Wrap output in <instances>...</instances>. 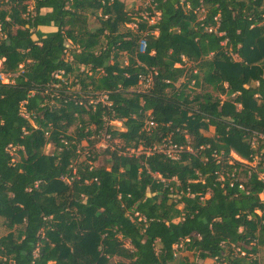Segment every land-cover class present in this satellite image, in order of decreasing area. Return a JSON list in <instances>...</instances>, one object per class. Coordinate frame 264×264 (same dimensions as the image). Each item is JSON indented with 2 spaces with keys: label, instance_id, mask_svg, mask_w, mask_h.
<instances>
[{
  "label": "trees",
  "instance_id": "trees-1",
  "mask_svg": "<svg viewBox=\"0 0 264 264\" xmlns=\"http://www.w3.org/2000/svg\"><path fill=\"white\" fill-rule=\"evenodd\" d=\"M154 2L148 26L122 0H0V264H258L264 0ZM74 74L91 96L65 92ZM164 140L178 160L146 154Z\"/></svg>",
  "mask_w": 264,
  "mask_h": 264
},
{
  "label": "rangeland",
  "instance_id": "rangeland-1",
  "mask_svg": "<svg viewBox=\"0 0 264 264\" xmlns=\"http://www.w3.org/2000/svg\"><path fill=\"white\" fill-rule=\"evenodd\" d=\"M125 4V8H126V11L129 13V14H132L133 16H138V14L142 11V8H143V4H144V0H122ZM29 5H31L29 8L32 7V3H30ZM90 27H93L95 26L96 24V20L94 17H91L90 18ZM136 26V25H135ZM130 29V30H136V27L129 25V26H126V27H122V31H124L125 29ZM0 38H1V34H0ZM2 62L3 60H0V71L2 70ZM122 62L126 63V58L124 57L122 59ZM0 76H2L0 78V80L3 82V83H7V79L5 78V76L0 72ZM96 78H100V75L97 76ZM74 83H77V79L75 78V74L70 76L68 79H67V84H68V89H66V93L69 95V94H73L75 92H78L79 93L81 92V89L79 85H73ZM87 84H89V81H86ZM255 84V83H253ZM87 93H92L94 92L93 91V88L92 86H88L87 88ZM147 89V83H140L137 87L135 88H130V91L132 90H136V91H144ZM95 95L97 96H100L103 94V91H95L94 92ZM190 99L195 96V95H198V94H204V93H210L212 94V96H217L218 95L213 92L211 89H199V88H196L193 86V84H190L189 86V89L187 91ZM82 94L84 97L86 96H91V94H88V95H85V93H80ZM220 100L222 102H229L230 100L229 99H226L225 96H219ZM86 119V117H84ZM76 125V124H75ZM75 125L72 126L68 131L69 132H73L74 129H75ZM115 128H119L117 125H114ZM93 127V126H92ZM202 133L206 136H212L213 134V128H210L209 130H205V131H202ZM115 143H118L117 141H115ZM85 144V143H84ZM109 142L108 140L106 139L105 141H98L96 144H95V150H96V156H95V161L92 162L90 161L89 163L94 166V167H101V168H105L106 167V163H105V160H106V156L104 154V151L106 149V146L108 147L109 146ZM53 151V148L51 147V145H47L44 147L43 149V152L44 153H51ZM11 153L14 154L13 150H11ZM231 157H232V160H235V161H238L237 157L234 155V154H231ZM84 157H82L81 159H83ZM15 160H17V156H15ZM243 161L244 164H248V162H246L244 159H241ZM256 164V159L254 162L252 163H249L248 166H254ZM260 172L264 173V168L260 169L259 170ZM259 176L261 178H264V174H259ZM182 210V209H181ZM181 215L184 214V210L181 211ZM13 230H9L7 229V227L5 226L4 224V219L0 216V239L3 238V237H6L8 236L9 234H13ZM176 249H179V247H174ZM181 248V247H180ZM242 255H244L242 253ZM177 256H186L187 257V260L191 263L194 262V257L192 255V253H183V252H178L177 251ZM257 258V261H258V264H264V247H261L259 248V251H258V254L256 256ZM197 264H214V261L213 260H207V261H204V262H196ZM48 264H53V263H48ZM110 264H118V259H112L111 260V263Z\"/></svg>",
  "mask_w": 264,
  "mask_h": 264
},
{
  "label": "built area",
  "instance_id": "built-area-1",
  "mask_svg": "<svg viewBox=\"0 0 264 264\" xmlns=\"http://www.w3.org/2000/svg\"><path fill=\"white\" fill-rule=\"evenodd\" d=\"M28 10L32 11V7L28 8ZM137 17H138V20H142V21L146 22L148 26L154 25L159 19V12H157V10H156V3L154 2V0H144L142 11L138 14ZM132 26L136 27L135 24H132ZM152 33H154L155 35L157 34L156 31H154ZM176 66L180 67L179 64H177ZM1 77L2 76H0V78ZM144 83H147V88H148L150 85V81L147 80L146 82L144 81ZM90 103L93 105H95L97 103H102L103 105H105L107 107L110 106V103L107 101V96L105 94L97 96L95 99H91ZM102 121L104 122V129L99 132V141L103 142L107 139L109 142V135L106 133V127L110 123L113 125H117L119 127L120 122L117 120H113L109 123V120L107 119V117H103ZM154 126H155V124L151 119L147 120L145 122V129L147 131H149L150 128L154 127ZM106 148H107V146H106ZM182 151H184L182 146H177L175 144H172L169 140H164L159 145H155L151 149H149V151H147L146 154L149 155L152 152H158V153L165 155L167 158H169L171 160H178ZM231 154H234V153L231 152L230 156H231ZM238 162L243 163V161L241 159H238ZM247 165H249V163ZM259 178L264 180V178H261V177H259ZM239 188L242 189V186L240 185ZM260 198H261V200L264 201V195L263 194L260 195Z\"/></svg>",
  "mask_w": 264,
  "mask_h": 264
},
{
  "label": "bare ground",
  "instance_id": "bare-ground-1",
  "mask_svg": "<svg viewBox=\"0 0 264 264\" xmlns=\"http://www.w3.org/2000/svg\"><path fill=\"white\" fill-rule=\"evenodd\" d=\"M237 157V159H241L240 157H238V156H236Z\"/></svg>",
  "mask_w": 264,
  "mask_h": 264
}]
</instances>
